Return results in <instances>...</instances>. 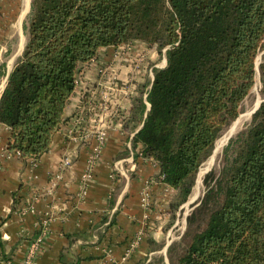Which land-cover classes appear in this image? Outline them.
Returning a JSON list of instances; mask_svg holds the SVG:
<instances>
[{
	"label": "trees",
	"instance_id": "trees-1",
	"mask_svg": "<svg viewBox=\"0 0 264 264\" xmlns=\"http://www.w3.org/2000/svg\"><path fill=\"white\" fill-rule=\"evenodd\" d=\"M24 30L25 49L0 97L8 151L24 160L50 150L81 65L102 48L140 41L160 58L165 52V68L153 67V81L140 86L124 129L142 126L132 143L176 191L174 219L254 88L264 0H32ZM260 70L264 93V63ZM236 143L231 158L226 147L220 178L210 172L204 181L188 223L207 216L206 224L178 264H264V102Z\"/></svg>",
	"mask_w": 264,
	"mask_h": 264
},
{
	"label": "crops",
	"instance_id": "crops-1",
	"mask_svg": "<svg viewBox=\"0 0 264 264\" xmlns=\"http://www.w3.org/2000/svg\"><path fill=\"white\" fill-rule=\"evenodd\" d=\"M31 3L0 0V97L27 43L24 25ZM155 54V49L134 41L131 46L102 48L81 65L82 84L65 109V122L50 150L37 160L9 152L11 130L0 123V264H25L44 227L36 264H171L174 241L169 233L177 222L178 212L174 219L171 212L176 191L160 182L159 166L142 156L143 145H133L142 126L124 129L140 86L153 81L156 65L149 61ZM104 69L126 91L118 96L117 109L101 107L96 116L89 103L99 91ZM97 99L95 104L100 103ZM80 119L84 122L79 130L90 136L76 143L67 135ZM99 128L105 129L107 141L89 175ZM64 159L70 162L67 168L62 166ZM140 231V245L124 261Z\"/></svg>",
	"mask_w": 264,
	"mask_h": 264
},
{
	"label": "rangeland",
	"instance_id": "rangeland-1",
	"mask_svg": "<svg viewBox=\"0 0 264 264\" xmlns=\"http://www.w3.org/2000/svg\"><path fill=\"white\" fill-rule=\"evenodd\" d=\"M132 43H130L129 45L131 46ZM149 63L151 66L156 65V68H159V69L165 68L166 66L165 52L161 58H160V55L155 54V56L152 58L151 61H149ZM263 63H264V51L260 52L257 57L255 85L252 91L250 92L249 96L242 103L241 114H245L248 111H252L257 106V104L261 106V104L264 102L262 74L260 70V66ZM252 116L253 115L251 114L248 120L241 122L237 130H235L234 132H231V129L233 128V124H234L233 122L226 129V131L222 134V136L219 138V140L217 141L215 145V149L212 155L205 162V164L201 167L199 174L197 175L195 185L188 198V201L184 203L183 206L181 205V209L177 210L178 216H177L176 225L174 229L169 233V239L171 241H174L172 252L170 253L171 264H178L177 262L180 259V257L183 255L186 245L189 242H191L193 234L198 231H201L205 227L207 216H201L198 220L196 221L194 220L195 222H191V224L188 223L189 217L192 216L196 208L200 205L207 191V186L204 183V181L210 172H214L216 176V180L217 178H220L222 170L224 166L226 165V147L234 141L233 144H231V149L228 150V154H227L231 158L234 153V148H236L238 145L236 143L238 136L240 135V133L244 132L248 128V126L251 124ZM214 185H215V180L211 182V186H214ZM197 186H198L197 192L200 195L198 196L199 197L198 199L192 201V197H193V194ZM188 202H192V204L191 205L187 204Z\"/></svg>",
	"mask_w": 264,
	"mask_h": 264
},
{
	"label": "built area",
	"instance_id": "built-area-1",
	"mask_svg": "<svg viewBox=\"0 0 264 264\" xmlns=\"http://www.w3.org/2000/svg\"><path fill=\"white\" fill-rule=\"evenodd\" d=\"M101 78H102V82L99 86V91L98 92H93V94H95V96L92 98V102L89 103V106L92 105L91 110L94 112V115L98 116L100 115V110L101 107L103 109H108V107L110 105H112L113 107H116V109L119 107V98L118 96L121 95L122 93H125L126 89L125 86L120 84L119 79L116 76H110L107 71L104 69L101 71ZM82 84V80L80 77V73L79 76L76 80V89H78ZM99 98L100 103L95 104L94 101ZM98 101V99H97ZM96 106H99V108H95ZM96 119V117H94V120ZM100 119V118H99ZM84 121H82V119H80L78 121V123L74 126V128H72V130L69 131L68 135H67V139L73 142H82L83 140L86 141L88 140L90 134L88 131L85 132H81L79 130V128L82 126V123ZM96 141L97 144L95 145V147L92 149L91 153H90V157H89V168H88V174L90 175L93 171V168L95 167L96 163L98 162L103 149L106 145V141H107V134L104 128H99L97 130V135H96ZM70 165V162L68 159H64L62 166L67 168ZM145 205L149 206V202L144 199ZM47 229L46 227H44L41 230L40 235L33 240L31 248L28 252V255L26 257L25 260V264H36L37 261V255L38 252L40 251V247L42 245V239H43V235L46 233ZM144 235L143 231H140L130 242L129 244V248L125 254V256L123 257V260L126 261L127 259H129L131 257V255L134 253V251L136 250V248H138V246L140 245V241L142 240V237Z\"/></svg>",
	"mask_w": 264,
	"mask_h": 264
},
{
	"label": "bare ground",
	"instance_id": "bare-ground-1",
	"mask_svg": "<svg viewBox=\"0 0 264 264\" xmlns=\"http://www.w3.org/2000/svg\"><path fill=\"white\" fill-rule=\"evenodd\" d=\"M258 105H259V104H257V106H258ZM257 106L254 108L255 110H256ZM254 109H253V110H254ZM253 110H252V111H253ZM255 110H254V111H255ZM252 111H248V112L245 113V114H241L240 117L238 118V120L234 122V124H233V128L231 129V132H234L235 130H237V128L239 127V125L241 124L242 121L248 120V119L250 118L251 114H252ZM245 123H246V122H245ZM221 142H222V141H221ZM198 186H199V184H198ZM198 186H197L196 189H195V192H194L193 197H192V201H194V200H196V199L199 198L198 196H199L200 194L197 192V190H198Z\"/></svg>",
	"mask_w": 264,
	"mask_h": 264
},
{
	"label": "water",
	"instance_id": "water-1",
	"mask_svg": "<svg viewBox=\"0 0 264 264\" xmlns=\"http://www.w3.org/2000/svg\"><path fill=\"white\" fill-rule=\"evenodd\" d=\"M260 105L256 108L255 111L252 112V115L259 109Z\"/></svg>",
	"mask_w": 264,
	"mask_h": 264
}]
</instances>
